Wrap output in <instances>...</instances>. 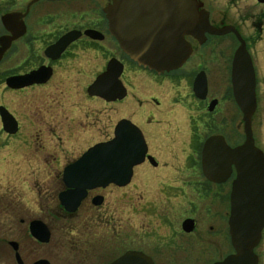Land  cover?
Masks as SVG:
<instances>
[{
	"label": "flooded vegetation",
	"instance_id": "af4514ba",
	"mask_svg": "<svg viewBox=\"0 0 264 264\" xmlns=\"http://www.w3.org/2000/svg\"><path fill=\"white\" fill-rule=\"evenodd\" d=\"M196 1L210 28L237 31L252 62L256 87L264 84V4L253 0L258 15L232 17L228 7L239 5V0ZM109 4L110 0H0V39L11 41L0 57V264H111L127 252L141 253L152 264H197L198 258L224 245L228 250L221 258H209L216 264L233 253L228 217L235 173L223 184L207 181L201 151L211 136H221L231 148L238 145H230L224 132L229 128L226 110L232 112V120L234 107L237 110L230 70L239 43L231 32H205L201 43L185 36L190 47L186 60L174 71L157 74L132 62L109 33L102 12ZM7 15L15 21L9 18L4 26L2 17ZM19 30L22 35L13 38ZM198 78L205 83L204 98L194 92ZM17 79L21 82L11 85H22L19 88L8 84ZM98 80L101 94H89ZM255 94L257 110L256 89ZM79 107H85V113L74 121ZM112 109L120 117L107 137L105 114ZM216 115L221 116V132ZM121 123L139 132L146 147L144 160L133 168L127 186L85 189L78 205L67 210L60 195L72 192L68 184L75 181L67 169L89 149L109 142ZM85 126L102 139L70 159L72 148L62 144V136L70 132L74 137ZM84 139L82 134L78 138ZM137 176L150 180L146 241L132 225L105 222L107 192L126 189ZM190 191L207 199L209 211H197V202L191 211L186 209ZM217 202L225 211L212 210ZM187 221L192 222L190 232L184 230ZM34 224L41 230L32 234L38 227ZM263 236L264 230L256 250Z\"/></svg>",
	"mask_w": 264,
	"mask_h": 264
},
{
	"label": "water",
	"instance_id": "95a60500",
	"mask_svg": "<svg viewBox=\"0 0 264 264\" xmlns=\"http://www.w3.org/2000/svg\"><path fill=\"white\" fill-rule=\"evenodd\" d=\"M264 4V0H257ZM111 4L102 10L106 17L109 33L120 44L125 55L137 66L157 74L178 69L189 55L190 47L185 36L199 43L208 32L221 36L232 33L239 45L235 50L230 82L233 100L241 115L243 141L231 148L221 136L205 140L202 156V173L207 181L223 184L234 171L229 194L228 232L233 254L216 264H258L255 248L264 228V155L255 146L252 118L256 110L255 76L245 44L237 31L225 28L216 31L209 27L207 14L199 11L196 0H110ZM2 17L6 26L8 19ZM23 29V28H22ZM19 30L16 35H22ZM10 39H0V57ZM112 69L111 63L107 74ZM17 80L8 82L19 88ZM89 88L91 95L101 94L98 84ZM194 92L205 96V83L198 80ZM109 93V90L108 92ZM116 94V93H114ZM114 100V99H111ZM4 120V119H3ZM146 147L139 132L127 125L119 124L113 139L89 149L73 166L67 169L75 176L72 192L60 195V201L67 210L75 208L84 196L85 189L114 184L124 187L129 184L132 169L145 157ZM150 161V157H148ZM82 181H78L77 178ZM191 221L184 223V230L191 231ZM31 231L41 230L40 224ZM35 236V235H34ZM46 240V239H45ZM41 264V263H37ZM111 264H152L150 259L138 252H127Z\"/></svg>",
	"mask_w": 264,
	"mask_h": 264
},
{
	"label": "rangeland",
	"instance_id": "374dc122",
	"mask_svg": "<svg viewBox=\"0 0 264 264\" xmlns=\"http://www.w3.org/2000/svg\"><path fill=\"white\" fill-rule=\"evenodd\" d=\"M4 1V0H3ZM241 3L237 6H233L232 8L228 7V12L232 17H238L243 14H259V8L254 5L253 0H239ZM6 3L3 5L1 3V6L4 7ZM241 29H243V23L240 25ZM243 33L246 32V29L242 30ZM260 74H262V79H264V70L260 69ZM257 95L259 94V100L257 101V110L255 112L254 117L252 118V131H253V138L255 144L258 146V148L264 153V84L261 82L260 86L257 83L256 87ZM92 105V104H91ZM93 107H97L92 105ZM91 106L90 110L91 112H94L93 110H96V108H93ZM225 108L229 107V109H232L231 104H224ZM80 108V107H79ZM76 109L74 121L81 119V113H85V107H82L80 109ZM226 120L229 122V128L228 130L224 132L225 138L227 139V142L234 146L237 144H240L243 141V132H242V123H241V115L238 113V111L234 107V120H232V112L229 110H226ZM120 116L118 114H114V110H107V113L105 114V120H106V126L107 131L106 134L107 137H110L111 134V126L112 124L118 119ZM219 117V118H218ZM215 118H218L217 125H218V131L221 132L222 127L221 126V116L216 115ZM232 122L234 123L233 127L234 130H232ZM94 132L92 131V128L89 127L86 130V126L84 129H78L73 134L74 137H72V134L67 132L66 134H63V143L67 144L69 147L71 146L72 151L69 153V158L73 159V157H78L80 152L87 148L88 145L93 144L94 142H97L98 140H101L102 138L98 139V137H94L92 135ZM201 133V131H200ZM83 135L86 137L83 142H80L78 140L80 135ZM204 135V134H203ZM84 144L83 147H81L80 144ZM59 144H61L59 142ZM80 145V146H79ZM190 186L188 185V191ZM119 195H121V198H119V206L117 207L114 202L118 199ZM197 202V211H209V202L204 197L203 199L198 198L194 195V193L190 191V194H188L186 198V209L188 211H191L196 205ZM106 208H108L107 214L105 216V222L106 223H114V224H128L132 225L133 227H136L138 229L139 238L142 241L150 240V237L147 235L150 233V180L146 181L144 178L136 177L133 179L132 183L127 187L126 189H123L119 192L117 191H108L107 192V204ZM115 208V209H114ZM214 208V209H213ZM212 208L213 211H223L225 208L220 204V202H217V205H215ZM225 211V210H224ZM146 214V215H145ZM201 226V225H200ZM199 226V227H200ZM203 228L199 229V232L205 236L207 233L202 230ZM201 230V231H200ZM264 237V236H263ZM205 238H202V241ZM210 250V249H208ZM227 247L224 245H220L217 247L215 251H213L210 254H207V256H203L201 258H198L197 264H211V260L209 258L216 259L221 258L224 253L227 251ZM224 252V253H223ZM202 253H204V250H202ZM256 254H259L261 257L262 264L264 263V238L263 242L260 244V247L256 250ZM212 259V260H213ZM191 264V263H187Z\"/></svg>",
	"mask_w": 264,
	"mask_h": 264
}]
</instances>
